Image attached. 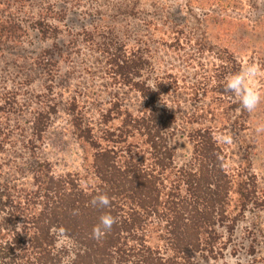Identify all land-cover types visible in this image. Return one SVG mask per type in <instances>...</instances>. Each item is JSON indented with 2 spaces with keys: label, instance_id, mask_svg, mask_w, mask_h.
<instances>
[{
  "label": "rangeland",
  "instance_id": "374dc122",
  "mask_svg": "<svg viewBox=\"0 0 264 264\" xmlns=\"http://www.w3.org/2000/svg\"><path fill=\"white\" fill-rule=\"evenodd\" d=\"M49 3L55 6V12L63 9L53 15L55 21L49 20L58 29L57 39L42 42L30 33L23 47L0 54V97H6L5 107L15 111L0 115V139L1 133H13L0 152L1 179L29 185L31 167L38 158L50 165L54 176L78 175L92 186L91 152L83 148L74 125L89 128L98 144L111 148L112 142L101 140L109 137L105 131L117 129L125 111L135 115L143 107L139 94L124 86L116 68L107 63L106 49L115 54L119 46L127 55L137 53L146 61L143 82L164 86L163 105L175 118L169 140L175 167L192 163L189 133L207 128L213 136L223 133L232 137L231 144L217 143L233 183L256 182L258 202L244 215L234 210L235 196H230L228 223L233 222L234 231L224 234L227 248L221 257L196 255L195 262L264 264V133L256 132L264 124V101L255 112L248 113L239 103L237 106L235 99L219 95L217 91L219 87L224 90L228 75L219 67L216 56L221 53L235 58L240 71L249 63L264 68V0ZM38 55L49 59L44 68L32 63ZM252 84L264 93V76L255 78ZM36 112L52 114L32 159L24 148L25 131ZM135 142L141 146L135 153L147 163L145 146L140 140ZM116 147L119 150L123 144ZM85 156L87 163L83 162ZM251 176L255 179H248ZM149 244L162 245L155 234Z\"/></svg>",
  "mask_w": 264,
  "mask_h": 264
},
{
  "label": "trees",
  "instance_id": "16d2710c",
  "mask_svg": "<svg viewBox=\"0 0 264 264\" xmlns=\"http://www.w3.org/2000/svg\"><path fill=\"white\" fill-rule=\"evenodd\" d=\"M50 1L0 0V54L23 47L30 33L42 42L57 39L58 29L49 20L55 21L53 15L63 9L55 12ZM105 55L123 85L139 94L142 110L135 115L125 111L120 126L105 131L109 137L101 140L112 142L111 148L98 144L89 128L74 125L83 148L91 152L92 186L78 175L54 176L50 165L38 158L31 167L29 185L0 176V264H197L196 255L217 259L227 248L224 234L234 231L233 222L228 223L230 196H235L238 215L257 204L256 182L233 183L210 129L189 133L192 163L175 167L169 144L175 118L163 105V84L148 85L141 80L147 64L141 55H127L119 46L115 54L106 49ZM216 56L228 76L240 72L235 58ZM48 62L40 55L32 61L39 68ZM217 93L235 99L238 106V100L222 87ZM6 100L0 97V115L15 113L5 107ZM51 114L36 112L25 131L24 148L32 159ZM12 135L1 133L0 152ZM137 140L146 148L147 163L134 151L141 147ZM117 144L123 147L118 150ZM87 161L85 156L83 162ZM100 194L110 198L109 207L91 205ZM105 213L115 217L116 223L102 239L95 240L92 229ZM60 227L66 230L64 235L53 230ZM152 234L161 247L149 244Z\"/></svg>",
  "mask_w": 264,
  "mask_h": 264
},
{
  "label": "clouds",
  "instance_id": "9594fccd",
  "mask_svg": "<svg viewBox=\"0 0 264 264\" xmlns=\"http://www.w3.org/2000/svg\"><path fill=\"white\" fill-rule=\"evenodd\" d=\"M259 76H264V68L257 63H249L240 72L230 74L226 77V83L224 85L225 93L232 94L238 100L242 110L248 113L255 112L261 102L264 101V93L252 84V81ZM256 132L264 133V124H260L256 128ZM214 139L223 144H231L233 142L231 135L223 133L214 134ZM90 203L96 208H107L111 201L106 194H100L94 196ZM115 223V217L107 213L102 214L99 217L98 224L92 229V238L95 240L102 239L111 231ZM53 230L59 235L66 233L63 227L54 228Z\"/></svg>",
  "mask_w": 264,
  "mask_h": 264
}]
</instances>
